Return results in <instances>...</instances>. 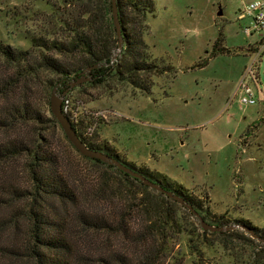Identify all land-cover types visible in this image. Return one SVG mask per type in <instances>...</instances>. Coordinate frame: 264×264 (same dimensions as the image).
I'll return each instance as SVG.
<instances>
[{"label": "rangeland", "instance_id": "1", "mask_svg": "<svg viewBox=\"0 0 264 264\" xmlns=\"http://www.w3.org/2000/svg\"><path fill=\"white\" fill-rule=\"evenodd\" d=\"M53 1L48 0L49 5L46 0H0V42L27 49L28 37L38 25L47 20L62 25L60 19L65 16L61 13L67 7L60 4L57 11L51 6ZM248 1L154 0L143 39L150 57L161 68L148 75L152 81L149 92L109 76L96 85H75L66 94L69 116L91 120L94 132L85 135L87 139L98 145L107 143L127 166L159 172L182 185L187 195L201 200V217L206 222L214 224L212 219L222 215L224 225H238L236 228L222 230L224 234L203 230L199 219L184 206L158 196L151 188L139 193L137 183L123 179L114 168L82 158L57 121L45 124L48 141L64 156L71 185L83 195L77 205L80 209L93 212L106 206L134 233L144 219L133 210L141 199L157 198L170 208L176 221L168 228L170 237L155 241L162 249V264H264L260 258L263 241L241 223L264 227V30L262 35L249 37L242 32L249 18L239 19L237 14ZM219 31L223 41L218 45L228 51L215 53L213 43ZM56 33L60 35L61 30ZM165 65L170 68L161 72ZM12 70L0 59V77ZM39 75L27 84V98L17 88L11 96L31 99L48 116L53 87H47L44 80L51 75ZM242 78L252 90V104L239 101ZM5 100L0 95V110ZM30 127L32 124L1 128L0 142L28 133ZM23 162L20 157L0 162V187L27 183ZM95 187L105 188L98 196L90 192L85 197ZM27 201H13V205ZM13 205H0V222L6 220ZM46 207L55 216L64 205L51 201ZM67 217V231L79 253L95 257L98 250L110 253L117 249L123 255H141L122 233L99 234L94 242L86 241L88 237L77 232V217ZM0 240L7 242L8 238Z\"/></svg>", "mask_w": 264, "mask_h": 264}, {"label": "trees", "instance_id": "2", "mask_svg": "<svg viewBox=\"0 0 264 264\" xmlns=\"http://www.w3.org/2000/svg\"><path fill=\"white\" fill-rule=\"evenodd\" d=\"M46 2L50 5L48 0ZM60 4L67 7V11L61 13L65 16L60 19L62 25L57 27L51 20L38 25L28 37L29 48L18 49L0 42V59L13 68L11 72L2 73L3 76L0 77V95L6 97V105L0 110V129L19 124L33 126L30 127L33 129L28 128V133H18L17 136L0 142V162L23 158L21 166L28 174L25 185L0 187V205L5 202L13 205V201L28 200L25 204L16 202L6 220L0 222V239L2 236L8 238L5 240L7 242L0 240V264H162L159 255L162 249L155 241L161 237H170L167 233L168 228H172L176 222L170 208L157 198L139 199L133 210L141 213L144 219L134 233L121 222L122 219L117 212L106 206L93 212L80 209L77 205L79 197L83 195L70 183L63 154L56 150L45 135V124L56 123L55 118L49 109L48 116L41 114L31 99L22 100L11 96L17 88L18 92L21 89L27 98L26 93L30 91L27 84L33 77L40 76V72L51 75L44 80L47 87L56 88L59 93L66 91L64 94L66 95L75 88L71 83L81 77L87 67H92L87 73L91 79L78 85L84 83L96 85L106 77L115 76L117 79L127 80L142 92H149L152 81L148 75L161 68L158 61L150 57L143 39L147 29V14L154 12V0H115L121 27L122 48L114 60H111V57L116 51L118 39L112 21L111 0L51 2V6H55L57 11L60 10ZM58 29L61 30L60 35L56 33ZM219 35L213 43L215 53L228 51L223 45L219 47V42L223 41L222 31H219ZM169 68L165 65L161 72H166ZM68 119L87 147L107 153L126 164L107 143L98 145L86 138L83 129L90 125L91 120ZM81 157L112 167L123 179L135 181L139 193L150 188L113 164L97 158L83 155ZM128 166L158 183L163 189L182 197L200 215L202 214L201 200L187 195L182 185L169 180L159 172L135 168L132 164ZM104 183L107 185L106 181ZM104 188L89 189L84 195L89 197L91 192L98 196ZM157 194L177 202L163 192L157 191ZM51 201L64 205L63 210L55 216L46 210V205ZM74 206L78 208L71 212L65 211V208ZM71 214L77 217V225L80 226L77 232L79 236H87L86 241L94 242L99 234L109 236L108 233L113 231L117 234L122 233L134 243L135 249H139L141 255H123L117 249L111 250L110 253L98 250L95 257L79 253L77 248L74 249V242L67 231L66 220ZM222 218L223 216L219 215L217 220L212 219L214 225H224ZM241 223L261 238L263 243L260 244L264 246V227L249 225L248 221ZM215 233L217 232L212 234ZM218 234L224 232L220 231ZM80 244L81 242L79 246ZM260 258L264 262V255ZM172 264L177 262L174 261Z\"/></svg>", "mask_w": 264, "mask_h": 264}, {"label": "water", "instance_id": "3", "mask_svg": "<svg viewBox=\"0 0 264 264\" xmlns=\"http://www.w3.org/2000/svg\"><path fill=\"white\" fill-rule=\"evenodd\" d=\"M112 8H111V13H112V21L113 25L115 27V33L116 37L118 39V45L116 48V51L111 57V60H114L117 53L121 50L122 48V36H121V27H120V22L118 19V14H117V8L115 4V0H111ZM217 14L220 15L222 14L221 8L217 11ZM92 67H87L83 72L82 76L76 79L74 82L71 83V86L78 85L81 82L88 81L91 79L90 75L87 73L91 70ZM66 93V91L59 93L56 88H53L50 96H49V109L57 123L60 125L62 128L65 136L69 140V142L73 145V147L83 156L90 157V158H97L101 161H104L108 164H113L123 172L128 173L129 175L138 178L140 181H142L145 185L148 187L155 189L157 191L163 192L167 196L175 199L179 204L183 205L187 209H189L194 216H196L199 219L200 226L203 230H210V231H222V230H230L233 228H236L238 225H214L211 223L206 222L201 215L187 202L183 200L182 197L172 193V191L165 190L163 189L158 183L151 181L144 175L138 173L134 169L130 168L126 164L122 163L118 159L108 155L107 153H104L100 150H94L85 145V143L78 137L76 134L75 130L73 129L71 122L69 121L68 117L62 112L61 109V101L63 98V95ZM252 236L256 237L259 239V237L249 228H245Z\"/></svg>", "mask_w": 264, "mask_h": 264}, {"label": "built area", "instance_id": "4", "mask_svg": "<svg viewBox=\"0 0 264 264\" xmlns=\"http://www.w3.org/2000/svg\"><path fill=\"white\" fill-rule=\"evenodd\" d=\"M249 18V23L242 28V32L245 36L249 37L254 33L262 35L264 30V0H249L242 8H239L237 18L243 19ZM240 94L239 101L243 104H252L255 102L251 88L244 83L243 78L240 81ZM70 100L67 95H64L61 101V109L64 114H67L68 118L76 121L77 117L69 116ZM94 117V115H92ZM93 126L88 125L85 128L84 135H91L93 132Z\"/></svg>", "mask_w": 264, "mask_h": 264}]
</instances>
